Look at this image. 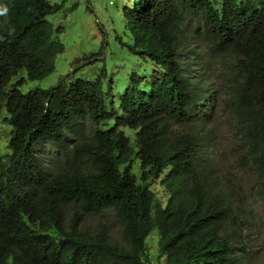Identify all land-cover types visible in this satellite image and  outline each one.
Segmentation results:
<instances>
[{
	"label": "trees",
	"instance_id": "obj_1",
	"mask_svg": "<svg viewBox=\"0 0 264 264\" xmlns=\"http://www.w3.org/2000/svg\"><path fill=\"white\" fill-rule=\"evenodd\" d=\"M62 7L0 0V115L12 127L0 157V264H244L228 228L231 190L209 165L208 133L195 127L227 108L240 164L264 182V0H131L129 48L153 71L146 83L135 75L118 105L102 76L68 75L26 93V79L15 81L55 71L65 47L49 17ZM81 120L95 132L71 146ZM42 145L63 164L49 166ZM105 211L122 242L105 225L85 226Z\"/></svg>",
	"mask_w": 264,
	"mask_h": 264
},
{
	"label": "rangeland",
	"instance_id": "obj_2",
	"mask_svg": "<svg viewBox=\"0 0 264 264\" xmlns=\"http://www.w3.org/2000/svg\"><path fill=\"white\" fill-rule=\"evenodd\" d=\"M51 3L63 5L60 12L49 17V21L55 29L61 27V32L55 38L65 49L56 58L55 71L46 78L29 81L23 71L15 79H26L22 86L24 93L36 88L53 87L68 75L72 81H93L102 76L105 89L111 92L118 105L121 95L134 84L135 75L143 79V83L150 79L153 64L131 53L129 48L133 39L126 28L124 7H129L131 0H51ZM214 67L218 74L228 70L222 58L215 59ZM216 78L215 83L220 86L222 77L219 75ZM228 114L229 110L222 105L213 124L195 128H204L203 134L208 133L211 143L209 165L219 185L228 192L231 190L235 217L229 222L228 228L236 233L235 239L241 248L243 263L264 264V182L256 170L243 168L240 164L241 152ZM6 116L3 110L0 115L1 158L9 153V142L12 139V127L4 122ZM76 128L81 132L77 131L70 138L71 146L80 140L82 134L84 138L80 142L89 143L96 125L89 120H81ZM189 129L186 125L176 126L179 131ZM37 149L49 166L57 168L63 164L64 160L60 158L57 148L42 145ZM89 166L84 164V167ZM104 225L115 241L122 242V233L117 227L114 213L105 211L86 217L87 227L96 229ZM150 240L154 253H157L158 238L153 235Z\"/></svg>",
	"mask_w": 264,
	"mask_h": 264
}]
</instances>
